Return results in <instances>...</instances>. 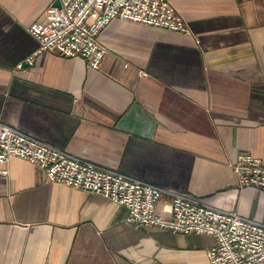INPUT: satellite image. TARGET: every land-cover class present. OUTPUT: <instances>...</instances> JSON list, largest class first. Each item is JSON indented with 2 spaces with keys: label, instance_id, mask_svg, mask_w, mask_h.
Wrapping results in <instances>:
<instances>
[{
  "label": "crops",
  "instance_id": "1",
  "mask_svg": "<svg viewBox=\"0 0 264 264\" xmlns=\"http://www.w3.org/2000/svg\"><path fill=\"white\" fill-rule=\"evenodd\" d=\"M187 33L115 18L98 68L43 52L27 27L57 0H0V118L87 160L264 223L238 189L240 152L264 164V0H169ZM164 195L157 211L168 208ZM125 207L49 182L17 157L0 175V264H201L207 234L135 227Z\"/></svg>",
  "mask_w": 264,
  "mask_h": 264
},
{
  "label": "built area",
  "instance_id": "2",
  "mask_svg": "<svg viewBox=\"0 0 264 264\" xmlns=\"http://www.w3.org/2000/svg\"><path fill=\"white\" fill-rule=\"evenodd\" d=\"M41 20L27 27L37 47L15 64L27 69L43 52L81 57L98 68L107 49L98 36L115 18L187 33L188 25L169 0H57ZM10 157L26 160L44 170L49 182L99 194L127 211L125 221L135 227H157L173 233H198L213 237L201 264H264V223L209 205L198 198L163 188L56 147L0 118V175L7 174ZM238 189L264 191V164L247 153L230 164ZM168 208L157 211L162 197Z\"/></svg>",
  "mask_w": 264,
  "mask_h": 264
},
{
  "label": "water",
  "instance_id": "3",
  "mask_svg": "<svg viewBox=\"0 0 264 264\" xmlns=\"http://www.w3.org/2000/svg\"><path fill=\"white\" fill-rule=\"evenodd\" d=\"M54 5L58 6V1L56 3H54Z\"/></svg>",
  "mask_w": 264,
  "mask_h": 264
}]
</instances>
